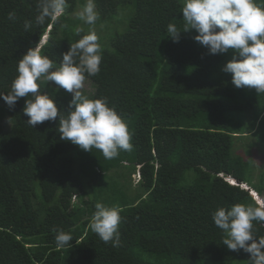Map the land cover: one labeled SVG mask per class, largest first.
<instances>
[{"label":"trees","instance_id":"16d2710c","mask_svg":"<svg viewBox=\"0 0 264 264\" xmlns=\"http://www.w3.org/2000/svg\"><path fill=\"white\" fill-rule=\"evenodd\" d=\"M85 3L68 0L58 21L37 25L38 0H0V92L7 94L19 59L46 36L41 54L59 66L61 54L86 34L76 32L77 8ZM95 3L97 25L120 26L98 40L100 71L86 76L94 90L85 95L108 98L126 120L133 148L107 160L100 150L61 140L58 118L31 127L26 98L11 110L0 99V264H248L250 254L222 243L212 213L254 204L241 185L264 193V175L254 181L248 138L264 117V93L236 88L222 71L231 51L209 54L194 30L172 41L167 25L183 30L184 0ZM25 21H32L29 31ZM40 91L68 110L71 93L48 81ZM251 117L253 129L246 130L243 120ZM238 138L246 141L243 153ZM96 202L121 209L119 247L88 227ZM54 228L71 233L68 246L57 248ZM254 229L264 236V224L254 222Z\"/></svg>","mask_w":264,"mask_h":264},{"label":"clouds","instance_id":"9594fccd","mask_svg":"<svg viewBox=\"0 0 264 264\" xmlns=\"http://www.w3.org/2000/svg\"><path fill=\"white\" fill-rule=\"evenodd\" d=\"M67 7L68 0H38L35 24L58 21ZM76 16L88 25H95L99 19L95 0H86ZM182 17L183 30L174 23L167 25L168 36L174 43L179 42L181 32L194 30L197 33L194 39L206 47L209 54L231 51V59L222 71L231 74V82L236 88L247 87L258 94L264 93V3L256 0H184ZM9 19H15L14 13L9 14ZM31 27L32 21L24 22L25 31ZM81 31V28L76 29L77 34ZM46 37L42 42L45 43ZM98 39L95 29H90L61 54L59 66L41 54L44 43L29 48L18 61V74L10 90L7 94L0 92V99L11 110L20 98H26L23 113L29 117L27 123L31 127L58 118L61 140L70 141L84 151L95 148L105 159L111 160L120 151L132 150V135L126 120L114 106H109L107 97L90 99L81 91L86 76H95L100 71L102 50ZM44 81L54 82L72 94L67 111L58 110L54 99L40 91ZM135 178L140 180L141 175ZM231 179L227 178L229 183L237 184ZM241 186L250 191L255 203L218 207L212 213V220L222 230V243L229 250L250 254L248 264H264V236H257L254 229V222L264 224V199L257 198L256 194L258 197L259 194L246 184ZM120 213L119 207L96 202L88 227L105 244L119 247ZM53 231L57 248L66 247L73 240L70 232L60 228Z\"/></svg>","mask_w":264,"mask_h":264},{"label":"rangeland","instance_id":"374dc122","mask_svg":"<svg viewBox=\"0 0 264 264\" xmlns=\"http://www.w3.org/2000/svg\"><path fill=\"white\" fill-rule=\"evenodd\" d=\"M83 6H79L77 8V12L82 8ZM115 24H96L95 25H88L86 23H84V21H80L79 22V27L82 29V31H84L86 34H88L89 30L94 28L99 39L101 36H105L106 34L109 35L110 37H112V35L116 32V29L119 28L120 24L119 21H113ZM109 32V33H108ZM44 43V41L42 42ZM53 86L60 88L58 85H55L54 82H51ZM94 90V85L93 83L88 80L85 79L84 81V86L81 89L83 94H89L91 92H93ZM252 117L250 118L249 121L247 120H243L244 122V126L246 128V130H251L253 129V121H252ZM3 127L4 129H9L11 122L8 120L3 121ZM255 131H257V135L255 134ZM259 134L261 135V138H259ZM248 138H251L252 142H254V147L253 150L256 152V157H255V162H254V167H255V177H254V181L255 183H258L259 181V176L261 174L264 175V141L263 143H258L256 144L255 142H259L260 139L264 140V117L257 122L256 127L254 128V133L250 134ZM239 138L236 140L235 142V146L236 149L240 152L243 153L245 151V147H244V142H246L245 140H239ZM238 141V142H237ZM251 142V141H249ZM135 178V177H134ZM139 179L135 178L136 183L138 182ZM259 197L261 199H264V193L263 194H259Z\"/></svg>","mask_w":264,"mask_h":264}]
</instances>
